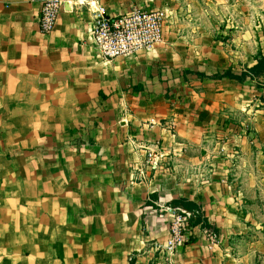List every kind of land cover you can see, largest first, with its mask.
<instances>
[{
    "label": "crops",
    "instance_id": "obj_1",
    "mask_svg": "<svg viewBox=\"0 0 264 264\" xmlns=\"http://www.w3.org/2000/svg\"><path fill=\"white\" fill-rule=\"evenodd\" d=\"M42 1L0 0V264H264V89L160 78L159 46L105 63L81 0L47 35ZM176 200L219 242L197 232L166 262L158 211Z\"/></svg>",
    "mask_w": 264,
    "mask_h": 264
},
{
    "label": "rangeland",
    "instance_id": "obj_2",
    "mask_svg": "<svg viewBox=\"0 0 264 264\" xmlns=\"http://www.w3.org/2000/svg\"><path fill=\"white\" fill-rule=\"evenodd\" d=\"M113 3L116 13L128 12L131 7L165 9V41L153 52L155 60L151 65L160 78L199 71L209 72L211 78L227 70L239 74L252 66L257 57L264 56V0H114ZM262 84L248 80L240 86L232 81V100L246 96L248 93L243 90L252 87V97L262 102ZM234 112L233 108L232 115Z\"/></svg>",
    "mask_w": 264,
    "mask_h": 264
},
{
    "label": "built area",
    "instance_id": "obj_3",
    "mask_svg": "<svg viewBox=\"0 0 264 264\" xmlns=\"http://www.w3.org/2000/svg\"><path fill=\"white\" fill-rule=\"evenodd\" d=\"M70 0H43L38 15L40 32L50 34L57 23L60 9ZM80 6L86 8L92 18L90 36L94 49L101 61L111 63L118 59H134L152 52L164 42V29L167 22L165 9L146 10L131 7L128 12H110L100 0H81ZM154 120L151 121V124ZM159 155L147 153L148 165L155 169ZM200 217L196 226L191 222ZM159 218L168 222L169 235L162 243H153L155 251L163 254L169 261L178 249L190 243L197 232L209 242V249L215 247L219 237L213 229L202 227L203 217L199 210L187 211L180 207H159Z\"/></svg>",
    "mask_w": 264,
    "mask_h": 264
},
{
    "label": "trees",
    "instance_id": "obj_4",
    "mask_svg": "<svg viewBox=\"0 0 264 264\" xmlns=\"http://www.w3.org/2000/svg\"><path fill=\"white\" fill-rule=\"evenodd\" d=\"M201 76H204V74H200ZM264 76V56H259L257 57L255 63L248 67L245 71L239 73V74H234L231 71H226L220 75L213 76V79H229L232 80L233 82H236L238 84H243L247 80H253L255 78ZM173 207H180L184 210L187 211H197L199 210L198 207L186 200H176L171 203ZM201 221L200 217L198 216L196 220L191 222V226H196L199 222ZM203 225L202 227L204 229H209L208 225L204 220H202ZM211 229V228H210Z\"/></svg>",
    "mask_w": 264,
    "mask_h": 264
}]
</instances>
